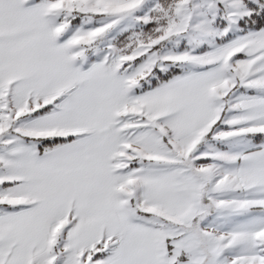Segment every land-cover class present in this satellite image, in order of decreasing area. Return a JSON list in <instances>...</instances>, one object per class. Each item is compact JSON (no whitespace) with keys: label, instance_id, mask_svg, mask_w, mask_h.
Instances as JSON below:
<instances>
[{"label":"snow or ice","instance_id":"6c2138e0","mask_svg":"<svg viewBox=\"0 0 264 264\" xmlns=\"http://www.w3.org/2000/svg\"><path fill=\"white\" fill-rule=\"evenodd\" d=\"M0 264H264V0H0Z\"/></svg>","mask_w":264,"mask_h":264}]
</instances>
